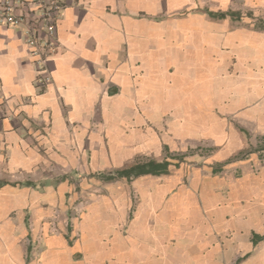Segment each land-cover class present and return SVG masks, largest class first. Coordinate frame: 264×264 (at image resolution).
<instances>
[{
	"label": "crops",
	"instance_id": "1",
	"mask_svg": "<svg viewBox=\"0 0 264 264\" xmlns=\"http://www.w3.org/2000/svg\"><path fill=\"white\" fill-rule=\"evenodd\" d=\"M62 4L56 20L57 47L45 64H35L23 24H0L4 96L0 99V219L31 196L38 210L42 188L50 187V194H55L53 181L61 177L57 191L64 198L68 188L64 180L80 174V163L88 160L96 143L100 148L104 142L103 134L96 132L104 128L92 125L103 124L107 117L111 130H121L115 120L123 110H136L137 98L163 102L170 91L165 77L170 69L175 80L170 96L179 103L190 95L208 104L222 100L219 106L228 114L247 106L250 97L258 105L248 113L264 133V0H63ZM209 12L226 16L213 17ZM181 55L185 61H179ZM157 81V89L148 85ZM120 130L111 142L125 145ZM99 151L95 159L101 156L108 163L105 151ZM247 156L240 159L244 168ZM253 166L254 171L228 176L229 184L226 180L203 184L202 201L192 186L173 194L159 213L149 203L129 228V240L135 231H143L139 238L145 242L154 238L160 249L163 244L169 249L170 243L168 253L161 251L158 259L144 248L135 253L132 240L130 247L118 246L111 258L119 261L126 248L122 264H264V238L255 243L252 238L253 233L264 236V167ZM99 173L108 174L93 171ZM172 185L170 181L159 189L170 191ZM221 188L226 194L216 191ZM91 217L96 219L94 212L81 220L82 239L92 236ZM2 231L0 223V264H23V256L13 255V246L9 249L7 244L11 240ZM65 237L59 249L48 251L46 264L91 263L90 250L77 252L84 260L65 256L62 247L69 246Z\"/></svg>",
	"mask_w": 264,
	"mask_h": 264
},
{
	"label": "rangeland",
	"instance_id": "2",
	"mask_svg": "<svg viewBox=\"0 0 264 264\" xmlns=\"http://www.w3.org/2000/svg\"><path fill=\"white\" fill-rule=\"evenodd\" d=\"M177 58L181 61L183 55ZM186 64L187 62L184 65ZM173 73L174 70L170 69V73H162L159 76L167 77L166 85L172 92L175 91L172 90L175 87V80L171 78ZM153 77L155 79V76ZM148 85L152 88L160 86L158 81ZM170 91L161 103L159 99L154 102L150 97L137 98L136 110H130L128 113L122 111V116H118L115 121H118L117 125L121 127L120 130L116 126V131L120 130L119 135L125 145L111 142L116 131L111 130V120L107 117L102 120L103 124L92 125V128L94 125L97 129L104 128L102 131H96L103 134L104 142L99 143L100 148L97 143L96 147H92L93 151H96H90L88 160L80 163V174L68 176L64 180V183L68 182L64 198L63 194L60 195L57 191L59 182L63 180L61 177L53 181L56 185L53 186L55 194H50V187L42 188L44 194L38 200V210H35L31 196L21 207L18 205L16 210L10 208L6 211V216L0 219L1 228L5 230L1 233L9 236L11 242L8 241V248L13 246L11 250L17 259L23 256V264H46L50 254L48 251L59 249L60 240L64 236L67 241L73 239L68 247H62L65 256H73L72 261L76 258L84 260L78 253L90 250L89 254L93 260L89 264H112V261L114 264H122V261L126 260L125 247H130L132 240L137 250L135 253H141L144 248L149 253L147 255L158 259L161 251H170V243L169 249L164 244L160 249V244L154 242V238L152 241L150 237L147 242L139 238L144 234L143 231H135L136 236L129 240V228L139 215H143L149 203L157 206V213L163 206L168 205L173 194H179L183 188L192 186V189L196 186L194 192L198 193L197 199L202 201L200 189L209 180H226V184H229L228 176L235 173L238 175L239 170L246 173L254 171V164L258 170L264 167V133L259 127L260 124L253 122L254 116L248 113L249 109L258 105L255 99L247 97V106L244 105L238 110L232 109V112L225 114L224 108L219 106L222 100L208 104L203 99L200 101L190 95L184 98L183 103H179L181 100L177 101L170 96ZM241 111L247 114L241 115ZM99 150L105 151L108 163H103L101 156L95 159L97 152H102ZM246 156L245 165L248 167L244 168V161L240 159ZM167 157L173 160L172 162L178 160L179 167H171L170 173L162 176L144 175L131 180L118 178L113 182H106L92 175L93 171L110 173L117 168L129 167L135 162L147 159L161 161ZM216 166L224 168L223 171L217 172L219 175L212 171ZM170 181H173L171 190L160 191L159 188L166 187ZM216 191L226 194L227 190L221 188ZM92 212L96 219L91 217L95 221L89 220L90 224L94 225V231L90 238L82 239L84 229L81 227V220ZM232 215L236 216L235 212ZM152 229L158 230L151 228V231ZM159 238L160 236L156 237L158 240ZM123 245L125 250L120 252L119 261L112 259L111 256L115 257L117 254L113 251ZM147 245L149 247L145 248Z\"/></svg>",
	"mask_w": 264,
	"mask_h": 264
},
{
	"label": "built area",
	"instance_id": "3",
	"mask_svg": "<svg viewBox=\"0 0 264 264\" xmlns=\"http://www.w3.org/2000/svg\"><path fill=\"white\" fill-rule=\"evenodd\" d=\"M62 3L63 0H0V24L25 26V42L36 65L45 64L57 47L56 20ZM3 98L0 93V99Z\"/></svg>",
	"mask_w": 264,
	"mask_h": 264
},
{
	"label": "trees",
	"instance_id": "4",
	"mask_svg": "<svg viewBox=\"0 0 264 264\" xmlns=\"http://www.w3.org/2000/svg\"><path fill=\"white\" fill-rule=\"evenodd\" d=\"M209 15L213 17L223 18L226 16L225 13H212L209 12ZM170 158H164L161 161H155V160H149L142 163H136L133 164L127 168L121 169V170H115L114 172H110L108 174L102 173V174H93L94 177H98L99 179L111 182L118 178L125 179V180H131L136 177L144 176V175H164L168 174L171 171V167H179V161L176 160L175 162H172ZM222 166H216L213 167V173H217L218 171H222ZM253 242H257L258 240H262L264 236L256 235L253 233ZM69 244L72 243V240H68ZM30 249V247H29Z\"/></svg>",
	"mask_w": 264,
	"mask_h": 264
}]
</instances>
